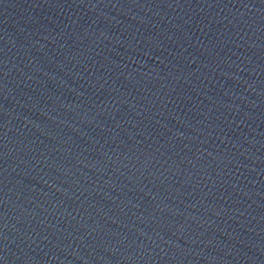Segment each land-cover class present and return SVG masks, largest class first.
<instances>
[{
    "label": "water",
    "instance_id": "1",
    "mask_svg": "<svg viewBox=\"0 0 264 264\" xmlns=\"http://www.w3.org/2000/svg\"><path fill=\"white\" fill-rule=\"evenodd\" d=\"M0 264H264V0H0Z\"/></svg>",
    "mask_w": 264,
    "mask_h": 264
}]
</instances>
